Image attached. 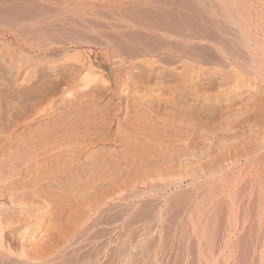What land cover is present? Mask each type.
Listing matches in <instances>:
<instances>
[{
	"label": "bare ground",
	"instance_id": "1",
	"mask_svg": "<svg viewBox=\"0 0 264 264\" xmlns=\"http://www.w3.org/2000/svg\"><path fill=\"white\" fill-rule=\"evenodd\" d=\"M59 41H49L47 49ZM220 48L223 57H212L215 68L203 71L185 60L177 72L171 61L163 63L154 73L156 87L142 92L141 75L126 65L125 125L118 122L112 135L110 109L100 101L110 84L90 71L78 79L80 53L35 59L0 44V264H61L64 251L71 259L79 249H104L113 224L122 239L139 221L128 222L123 203H112L108 194L115 191L122 200L128 177L145 183L156 172L160 179L178 175L167 185L181 184L218 167L229 149L235 156L253 150L262 137L256 133L264 94Z\"/></svg>",
	"mask_w": 264,
	"mask_h": 264
},
{
	"label": "rangeland",
	"instance_id": "2",
	"mask_svg": "<svg viewBox=\"0 0 264 264\" xmlns=\"http://www.w3.org/2000/svg\"><path fill=\"white\" fill-rule=\"evenodd\" d=\"M94 29L97 36L89 31ZM80 38L93 41L76 44ZM0 44L35 59L80 53L84 67L77 66L78 79L90 71L110 84L100 101L110 109L112 135L120 129L118 122H125L126 65L142 76V92L156 87V67L163 63L171 61L177 72L185 60L203 71L215 68L212 57H223L222 46L233 55L227 61L244 73L247 69L245 75L264 94V0H0ZM113 49L118 55L111 54ZM262 105L264 109V97ZM263 113L256 133L262 137L253 150L250 146L235 156L229 149L218 167L190 174L176 185L167 184L178 175L160 179L154 172L145 183L124 177V198L118 199L115 191L108 194L112 203H123L128 222L138 218L137 225L126 227L121 239L118 223L113 224L107 247L76 250L71 259L61 251L69 258L60 255L61 264H264ZM21 231H13L15 237Z\"/></svg>",
	"mask_w": 264,
	"mask_h": 264
}]
</instances>
